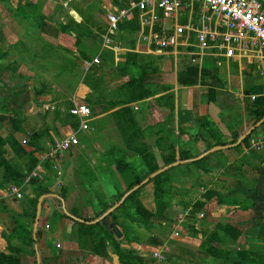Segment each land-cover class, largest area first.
I'll return each instance as SVG.
<instances>
[{"label": "crops", "instance_id": "1", "mask_svg": "<svg viewBox=\"0 0 264 264\" xmlns=\"http://www.w3.org/2000/svg\"><path fill=\"white\" fill-rule=\"evenodd\" d=\"M4 1L0 7V82H4V88L10 93L18 89L15 92L21 96H33L36 111L42 113L69 112L76 104L88 106L91 130L87 134H97L99 139L111 136L121 143L120 129L129 126L138 146L135 160L146 161L151 176L162 170L157 175L181 176L180 187L185 192L197 190L193 181H200L198 191L206 189L224 200L222 205L215 204L217 199L209 205L216 208L210 222L204 211L186 219V226L195 222L198 237L203 230H216L222 236L234 228L238 232L233 238L237 245L243 243L245 252L251 251L253 243H257L256 249L264 244V126L250 136L246 145L233 149L227 144L211 152L220 147L216 144L230 143L232 137L240 138L254 126L255 108L238 98L244 96L247 84L243 62L254 66L253 59L199 57L198 61L193 56L195 35L176 36L173 22L153 8L133 10L121 20L115 33L107 35L111 14L144 0ZM151 14L158 18L153 28ZM207 17L211 30L223 31L217 27L216 18L208 13ZM201 19L200 6L199 17L198 7L183 9L179 25L199 24L200 29ZM164 31L172 40L168 48L157 45V37ZM150 35L153 37L144 41ZM96 58L100 63L87 68L86 63ZM260 66L252 77V96H264ZM190 70L197 71L196 79L188 75ZM179 77L196 82L183 85ZM131 79L142 80L148 98L139 100L142 89L131 84ZM98 153L100 156L90 153L94 157L91 167L74 166V177H63V188L68 192L62 206L56 207L59 214L47 209L50 204L44 199L35 244L38 252L41 243L42 260L49 256L50 264H159L153 255L165 250L164 264H194L198 252L180 244L182 249L171 239L177 211L163 201L155 202L150 193L134 205L157 215L148 227L133 218H120L121 205L114 216L124 237H114L118 245L115 248L106 241L101 221L128 185L116 166L104 169L95 164L103 150ZM171 160L175 162L166 164ZM153 186L154 182L148 183L136 196L144 190L151 192ZM203 193L199 192L200 196ZM6 203L14 206L10 201ZM187 209L178 217H189L193 204ZM47 225L48 231L44 230ZM2 247L0 252L4 253ZM230 252L238 256L237 248L232 247Z\"/></svg>", "mask_w": 264, "mask_h": 264}, {"label": "rangeland", "instance_id": "2", "mask_svg": "<svg viewBox=\"0 0 264 264\" xmlns=\"http://www.w3.org/2000/svg\"><path fill=\"white\" fill-rule=\"evenodd\" d=\"M4 2V0H0V7ZM253 63L254 66L246 61L243 62V76L247 84L244 88V96L238 97L244 100L246 105L251 108H255V105H252V103L255 104V102L251 100V96L255 93L252 77L257 66H260L259 60L257 59H253ZM2 82L3 81L0 82V227L3 231L0 230V249L1 244H3L2 248L4 253L0 252V254L4 255L6 260L3 258L0 259V264H37V257H39L41 264H50L49 256L45 257V261H43L40 256L42 252L41 249L39 250V245H41V243L38 245V252L36 251L35 254L34 251L37 249L32 242L36 220V209L40 197L45 196V200L49 201L50 205H48L47 209L56 210V213L59 214L60 211L57 210V208L62 206V201H65L68 192L63 188V177L68 174L73 176L74 174L71 170L74 166L79 169L91 167V160L94 157L90 156V153L99 155L98 150H103V155L98 163L95 164L104 169L115 167V161L122 158L126 162L131 163L132 166L134 165L133 168L140 174L139 179L141 180L148 179V177L151 176L150 174L152 170L150 169L149 171L146 161L135 160L139 153L137 151L138 146L135 143V139L131 138L132 130L128 126L127 129H120L122 136L121 143H118L116 141L117 139H112L111 136H109V138L99 139L97 134H79L78 137L82 146L77 148L75 152L70 151L68 153L69 155L63 154L56 157V164L62 172L61 176H57L54 171L55 164L51 163L50 157H47L46 162L41 163V161H43L42 159L48 155L50 150H52L55 142L64 140L66 137L77 131L78 126L75 127L73 124L75 120L69 117L68 111L65 113H42L36 111L34 105L37 102L35 98H32L33 96H21V93L15 92L18 89H14L10 93L7 88L2 86ZM24 105H27V107L25 108ZM255 120L256 119H254V121ZM182 140L186 141L188 139L183 138ZM196 141L199 142V139H196ZM31 143L33 144L31 145ZM140 147L142 146L140 145ZM172 150L174 151V149ZM184 154L185 151L182 152V155ZM188 155L190 154L188 153ZM68 159L72 160L68 163ZM73 160L75 162L74 165ZM174 162L175 160H171L170 162L167 161L166 164H172ZM39 165H41L39 168L42 172H39L38 170ZM6 170H8V176H10V179L24 176V184L19 187L13 180L6 183L3 178ZM124 170L126 174L125 178L128 179L127 183H132L134 181L133 174H131L130 170L127 168ZM32 174H36V177L31 178L29 182L26 183ZM51 176L55 177V180H52ZM158 176L159 175H156L155 177ZM189 177L193 178V180L196 179L194 176ZM181 179V176L167 173L165 176L158 179L159 185H155V187L153 186L151 192L150 189L144 190L141 196H136L134 200L130 202V206H128V209L130 210L128 212L126 210H121L120 218L123 216H129L127 220H131L130 216L133 217L132 207H135V203L139 202L143 195L148 196L150 193L153 195L155 202L163 201L164 203H167L172 210L177 211L173 218L175 221L173 222L171 239H174L178 245L181 244L182 246H185L187 250L193 253H196V251L198 252L196 253L198 254L196 260H194L195 257H190L193 258L194 264H224L219 255H217L218 251L221 250L222 252H227L230 251L232 247L238 249L237 255H240L239 257H242L244 253H248L245 252V246L243 243L237 245L236 238H233L236 237L238 232L234 228H231L229 234H224L222 236L220 235L221 232L218 233L219 231L216 230L213 232L209 229L207 231L203 230V233L199 232V237L196 234L195 222H190L187 226L184 222L181 229L175 230V224L178 223L180 217H178L177 214H181L192 204L194 206L193 213L188 211L189 217L186 218H195V215L197 214L194 213L204 211V215L207 218L206 220L210 222L212 220L211 216L216 208L211 209L209 205L213 204L212 201H216V199L217 201L215 204L218 206L220 203L224 202L221 196L217 194L213 195L214 193L211 191L206 189L198 191L199 183H201L200 181H193L198 186L196 188L197 190L185 192L182 190L183 188L180 187ZM35 182L41 184V187L43 188L41 193L43 195H40L41 193L37 194V185ZM153 182L150 183L153 184ZM13 187L20 189V192L22 193L21 199L8 198L5 196V193L10 191ZM202 188H204V186ZM199 192L204 193L200 196ZM124 193L125 194L123 195L119 194L117 196L115 205L119 203L123 204L125 202L126 198L124 196L128 195V190ZM147 196H145V198ZM179 197L181 200L178 199ZM6 201L12 202L14 206L7 204ZM149 213L150 218L145 224L146 227H148L152 219L157 217L155 213L150 211ZM139 216L138 219L144 217L143 214H140ZM182 216H184V214H182ZM202 223L203 222H201L200 225H202ZM49 229V225L46 227L44 226V230L48 231ZM84 235H87V233H84ZM217 243H219V245ZM255 244L257 245V243H253L252 246H249L251 248V254H254H250V256H252L255 264H264V244L260 245L257 249L254 246ZM182 249L185 248L183 247ZM163 254L165 257V250L162 252V255ZM235 261L236 264H241L239 263V258L233 255L230 262L235 263Z\"/></svg>", "mask_w": 264, "mask_h": 264}, {"label": "built area", "instance_id": "3", "mask_svg": "<svg viewBox=\"0 0 264 264\" xmlns=\"http://www.w3.org/2000/svg\"><path fill=\"white\" fill-rule=\"evenodd\" d=\"M202 12L201 28L188 23L186 25H179L181 11L187 8L198 7ZM153 8L161 11L165 19L173 22V33L176 36L189 37L190 34L195 35L196 43L192 46L196 49L193 54L194 57H216L227 61L235 60L237 58H251L257 59L261 63V76L264 79V0H144L139 3H132L126 9L119 10L109 16V26L107 35L113 34L117 31L121 20L128 17L131 12L138 9L142 12ZM210 16L216 18L217 27L223 31L211 30L207 24ZM158 22V18L151 14L150 24ZM145 24H148L145 21ZM158 36V35H157ZM153 37H144V41ZM106 39V37H105ZM172 43L171 38L165 31L157 37V45L160 48H168ZM100 60L94 59L91 63H86L89 68L92 65H98ZM220 65V63H218ZM259 96H251V100L255 101ZM70 115L78 121V129L64 140L54 143L52 150L44 157L41 163L46 162L47 157H50L51 163L55 164L54 171L57 176H61L62 172L56 164V157L69 153L74 148L81 147V141L78 137L81 133H87L91 130L89 122L91 119L90 108L84 104L74 105L70 111ZM38 166L39 172H42ZM36 174H32L27 180L35 178ZM8 196H13L16 199H21L22 193L20 189L13 187L6 193ZM187 215L180 216L178 223L175 224V230L181 229V226L186 221ZM154 259L159 263H164V254L157 252L153 255Z\"/></svg>", "mask_w": 264, "mask_h": 264}, {"label": "trees", "instance_id": "4", "mask_svg": "<svg viewBox=\"0 0 264 264\" xmlns=\"http://www.w3.org/2000/svg\"><path fill=\"white\" fill-rule=\"evenodd\" d=\"M196 73H197L196 70H190L188 75H194V79H196ZM194 79H190L189 81L185 82V81L182 80V78L179 77V81L183 85H191V84H193L194 82H196ZM130 83L133 84V85L134 84L139 85L140 88L142 89V95L139 97V100L146 99V98L149 97V93L145 90V86L143 85L142 80L136 81L135 79H131ZM254 102H255V104L252 103V105H255V110L253 111V114L255 115V118H256V121L254 123V125H255L257 122H259L264 117V96H261V97L257 98ZM69 117L71 119L77 121L74 117H72L70 115V113H69ZM73 124H74L75 127L78 126V123H76V122H74ZM262 126H264V124ZM238 138H239L238 136H234V137H232V141L230 143L220 142V143L216 144V146L225 147L227 144H229V145L233 146V149L234 148H238L240 146V145L239 146L236 145ZM249 138H247L245 141H243V143L241 145H246L248 143V141H249ZM32 144L33 143H31V145ZM208 149H211V147L208 148ZM189 160L190 159H187L186 161H189ZM196 163H198V160L194 161V162H191V164H196ZM115 164H116V168L122 174V176H123V178L125 179L126 182H128V179L125 178V175H126L125 174V170H124L125 168L130 170L131 174H133L132 176H133V180H134L132 183H130L131 185L127 183L128 184V195L126 197L125 202L120 207L122 209V211L126 210L128 212L130 210V209H128V206H130L129 205L130 202L132 200H134V198L136 197V194L140 190H142V188L146 184L154 181L155 185L158 186L159 185L158 179H160L161 177L165 176V175L162 174V175H159L158 177H154L153 179H150L149 181L145 182L147 180V178L144 179V180L139 179V176L136 174V171L134 170V168H133L131 163H128L124 159L120 158V159H117L115 161ZM23 177L24 176H21V177L19 176L17 178L10 179V176H8V170H6L4 172V175H3V178L5 179L4 181L6 183H8L9 181L13 180L15 182V184L17 186H19V187L24 184L23 183L24 182L23 181L24 180ZM35 184L37 185V187H36V190L38 192L37 194H40L43 191V188L40 185H38L39 184L38 182H35ZM40 195H43V194L41 193ZM213 195H215V194H213ZM222 203H224V202H222ZM222 203H220V205H222ZM113 206L114 205H112L111 207L107 208L106 211L110 210ZM132 210H133V215H132L133 217L130 216V219L133 218V220L135 219V220H137L138 222H140L143 225H145L148 222V220L150 218V213L147 212L143 207H132ZM103 214H102V216H103ZM114 214H115L114 211L112 213L108 214L104 219H102L101 224H103V226L106 229L105 230V232L107 234L106 238H105L106 241L109 242V244L112 245L115 248L118 245L115 242L114 237H116L117 239H122L124 237V232H123V229L121 228V226L119 224H117V222L115 221ZM140 214L141 215L143 214L144 217H141V218L138 219V216ZM126 217L128 218L129 216H126ZM32 242H33V245H35L37 243V241L36 242L34 241L33 237H32ZM217 242H218V240H217ZM217 244L219 245V243H217ZM34 252L36 254V250ZM250 254H251V251L248 252V253H244V255L242 257H239L240 255H238L237 257L239 258V263H241V264H255V261L253 260L252 256H250ZM217 255H219V257L221 258V260H222V262L224 264H230L231 263L230 262L231 261V257L233 256V252H230V251L222 252L221 250H219ZM251 255H254V254H251ZM2 258L6 260V258H4V255L0 254V259H2ZM231 264H236V261H235V263L232 262Z\"/></svg>", "mask_w": 264, "mask_h": 264}, {"label": "water", "instance_id": "5", "mask_svg": "<svg viewBox=\"0 0 264 264\" xmlns=\"http://www.w3.org/2000/svg\"><path fill=\"white\" fill-rule=\"evenodd\" d=\"M263 124H264V117L259 122H257L253 127H251L242 137H240L236 145L237 146L241 145L243 143V141H245L247 138H249ZM221 149H222L221 147H217V148L212 149L211 152H215V151H218ZM164 171L165 170H162L160 172H164ZM159 173H155L154 175L149 177L145 182L149 181L150 179H153ZM44 199H45V196L40 197V199L38 200V204H37L36 220H35L34 230H33V239L35 242L37 241V226L39 224V219H40V215H41V207H42V203H43ZM121 204L122 203L115 205L113 208L110 209L109 213H112L114 210H116L118 207H120ZM35 248L37 249V246H35ZM37 264H40L39 257H37Z\"/></svg>", "mask_w": 264, "mask_h": 264}]
</instances>
